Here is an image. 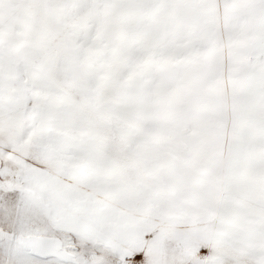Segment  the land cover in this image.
<instances>
[{
	"label": "snow or ice",
	"instance_id": "obj_1",
	"mask_svg": "<svg viewBox=\"0 0 264 264\" xmlns=\"http://www.w3.org/2000/svg\"><path fill=\"white\" fill-rule=\"evenodd\" d=\"M0 264H264V0H0Z\"/></svg>",
	"mask_w": 264,
	"mask_h": 264
}]
</instances>
